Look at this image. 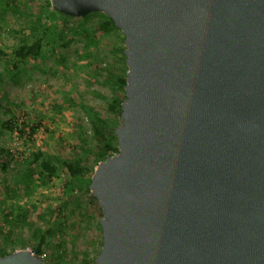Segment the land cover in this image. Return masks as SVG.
Masks as SVG:
<instances>
[{"label": "water", "instance_id": "1", "mask_svg": "<svg viewBox=\"0 0 264 264\" xmlns=\"http://www.w3.org/2000/svg\"><path fill=\"white\" fill-rule=\"evenodd\" d=\"M50 1L125 36L119 152L89 186L95 264H264V0Z\"/></svg>", "mask_w": 264, "mask_h": 264}, {"label": "rangeland", "instance_id": "2", "mask_svg": "<svg viewBox=\"0 0 264 264\" xmlns=\"http://www.w3.org/2000/svg\"><path fill=\"white\" fill-rule=\"evenodd\" d=\"M105 21L62 16L50 0H0V253L40 248L43 264H93L102 249L103 214L87 186L115 155L117 80L128 73L125 36ZM36 41L38 57L16 56ZM69 163L85 173L72 176Z\"/></svg>", "mask_w": 264, "mask_h": 264}, {"label": "trees", "instance_id": "3", "mask_svg": "<svg viewBox=\"0 0 264 264\" xmlns=\"http://www.w3.org/2000/svg\"><path fill=\"white\" fill-rule=\"evenodd\" d=\"M59 14L62 15V16H65V17L70 18L69 16L63 15V14H61V13H59ZM103 27H105V28H107V29L110 28V27H113V28L118 29V28L115 26L114 21H113L108 15H107V21L104 22ZM40 52H41V43H40V41H36V42L33 43L32 45H29V46H22L19 50L16 51V56H17L19 59H21V60H25V59L30 58V57H38L39 54H40ZM117 84H118V86L121 88V90L123 91L124 99H125V98H126L125 86H126V84H127V75H125V77H119L118 80H117ZM124 99H123V100H124ZM123 100H122V101H123ZM122 101L118 104V105H119V112H120V114L122 113ZM109 149H110V150H114L113 154L118 153V152H119L118 142H117V147H116L115 149H112L111 147H109ZM111 155H112V154H111ZM40 156H41V154H37V155H36V157H35L36 161L39 160ZM41 167H42L43 171L46 172V173L48 174V176H52V175L55 173V168H54V167H53L48 161H43V162L41 163ZM66 167L68 168V170L70 171V173L72 174V176L82 175V174L85 173L84 168H83L80 164H78V163H69V164H66ZM33 175H34V173H33ZM90 183H91V178H90V180H89V184H88V186H87V191H88L89 193H91V190H90V188H89ZM93 198L96 200V202H97V204H98V207H99V210H100L101 214H103L102 209H101V207H100V205H99L98 200H97L95 197H93ZM98 227H99V228L101 229V231H102V228H101L100 223H99V226H98ZM11 253H13V252H8V253H6V252L2 251V252L0 253V256H1V257H2V256H6V255L11 254ZM35 253L38 254V255H40V256L43 255V254H42V251H41L40 248L37 249V250L35 251ZM99 253H100V251H99V252L97 253V255L93 258V264H95V259H96V257L99 255Z\"/></svg>", "mask_w": 264, "mask_h": 264}]
</instances>
